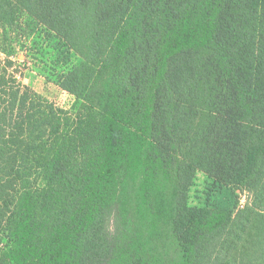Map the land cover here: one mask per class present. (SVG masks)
<instances>
[{
    "label": "trees",
    "instance_id": "1",
    "mask_svg": "<svg viewBox=\"0 0 264 264\" xmlns=\"http://www.w3.org/2000/svg\"><path fill=\"white\" fill-rule=\"evenodd\" d=\"M20 13L82 58L58 85L83 104L0 56V264H264V0H0ZM197 172L234 208L189 206Z\"/></svg>",
    "mask_w": 264,
    "mask_h": 264
},
{
    "label": "rangeland",
    "instance_id": "2",
    "mask_svg": "<svg viewBox=\"0 0 264 264\" xmlns=\"http://www.w3.org/2000/svg\"><path fill=\"white\" fill-rule=\"evenodd\" d=\"M0 56L9 58L18 70V80L70 113L83 101L62 90L58 83L82 58L47 27L20 13L13 24L0 21ZM239 204L245 196L239 195ZM235 199L224 185L197 172L188 193L189 206L233 209Z\"/></svg>",
    "mask_w": 264,
    "mask_h": 264
}]
</instances>
